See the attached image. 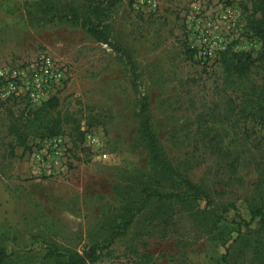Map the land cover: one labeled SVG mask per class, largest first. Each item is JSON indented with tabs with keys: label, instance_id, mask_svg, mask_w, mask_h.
Listing matches in <instances>:
<instances>
[{
	"label": "rangeland",
	"instance_id": "rangeland-1",
	"mask_svg": "<svg viewBox=\"0 0 264 264\" xmlns=\"http://www.w3.org/2000/svg\"><path fill=\"white\" fill-rule=\"evenodd\" d=\"M84 1L0 0V65L32 64L49 55L63 80L44 100L57 96L63 110L100 114L103 120L86 129L81 141H73L68 130L60 135L64 152L56 165L52 146L33 135L9 154L8 119L0 113L5 264H55L46 258L48 249L82 251L92 243L106 247L94 264H224L225 257L229 264H264V232L252 231L256 220L248 227L242 220L250 221L252 201H264V180L257 181L254 168L241 169L240 182L229 180L184 127L216 98L221 52L255 56L260 51V40L246 26L249 2L120 0L112 8L110 38L132 54L136 89L148 96L165 156L209 193L210 202L204 197L184 203L151 200L123 234L106 244L110 225L126 214L130 199H138L152 171L138 132L137 91L123 58L78 25L39 18L44 5ZM7 99L17 102L15 109L38 106L22 93ZM250 125L264 146V125ZM40 152L44 156L38 160ZM160 188L177 186L163 180ZM228 202L235 209L222 212ZM157 207L170 216L145 213Z\"/></svg>",
	"mask_w": 264,
	"mask_h": 264
},
{
	"label": "trees",
	"instance_id": "trees-1",
	"mask_svg": "<svg viewBox=\"0 0 264 264\" xmlns=\"http://www.w3.org/2000/svg\"><path fill=\"white\" fill-rule=\"evenodd\" d=\"M118 1L120 0H87L79 4L65 3L62 6L44 5L39 17L45 21L58 20L78 25L96 41L111 47L128 65L131 81L137 91L138 132L146 148L152 173L150 182L142 184L138 199H130L125 207L126 214L120 215L118 221L110 225L111 231L106 244H110L115 236L123 234L135 213L144 209L151 200L162 204L174 201L184 203L204 197L208 204L210 202L209 193L192 182L165 156L152 126L148 96L136 89L132 54L128 48L110 38L108 18ZM247 1L250 4V13L246 26L260 40L261 49L255 56L248 52H221V82L213 88L216 98L211 106H204L184 127H190L189 131L198 145L213 154L215 169L228 173L229 180L240 182V170L254 168L258 172L257 181L261 182L264 180V146L256 136L253 126L250 125V128L248 124L264 125V0ZM185 52L187 57H191L189 50L186 49ZM258 68L262 69L261 73ZM16 104L17 102L10 103L8 99L0 100V113L5 112L8 119L6 132L11 138L9 154L13 153L15 146H26L30 135L49 139L68 130L73 141H81L86 129L103 122L100 114L78 116L75 112L63 110L57 96L49 97L35 108L24 105L15 109ZM188 104L193 105L194 99L190 98ZM163 180L177 186V189L163 190L160 188ZM229 208L235 209V203L225 204L222 212H227ZM163 210L164 208L157 207L148 209L145 213L151 216L167 213L170 216ZM249 212L250 221L242 219L244 224L248 227L251 221L256 220L257 227L252 231L264 232V201H252ZM104 248L106 247L98 243H92L82 251H58L50 248L46 252V258L52 259L55 264H94L102 256ZM226 253L230 255L229 250ZM8 258L6 248L0 245V264H5ZM224 264H229L226 257Z\"/></svg>",
	"mask_w": 264,
	"mask_h": 264
},
{
	"label": "built area",
	"instance_id": "built-area-1",
	"mask_svg": "<svg viewBox=\"0 0 264 264\" xmlns=\"http://www.w3.org/2000/svg\"><path fill=\"white\" fill-rule=\"evenodd\" d=\"M63 80L62 71L49 55H41L32 64L0 65V98L22 95L33 105H39ZM53 148L51 162L59 165L63 155V139L60 135L45 139ZM37 159L43 158L40 152ZM61 169V167H59Z\"/></svg>",
	"mask_w": 264,
	"mask_h": 264
}]
</instances>
